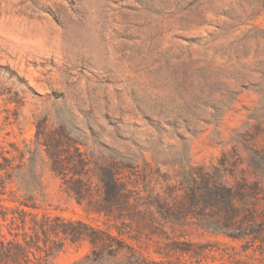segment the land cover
<instances>
[{
	"label": "rangeland",
	"instance_id": "rangeland-1",
	"mask_svg": "<svg viewBox=\"0 0 264 264\" xmlns=\"http://www.w3.org/2000/svg\"><path fill=\"white\" fill-rule=\"evenodd\" d=\"M59 126L93 159L130 160L125 179L144 162L161 173L209 164L245 133L261 146L264 0H0V162L11 174L0 190L117 235L36 145L38 127ZM134 234L99 260L87 240H66L47 264H264V247L211 229Z\"/></svg>",
	"mask_w": 264,
	"mask_h": 264
},
{
	"label": "trees",
	"instance_id": "trees-1",
	"mask_svg": "<svg viewBox=\"0 0 264 264\" xmlns=\"http://www.w3.org/2000/svg\"><path fill=\"white\" fill-rule=\"evenodd\" d=\"M35 138L36 145L44 147L51 170L66 178L67 193L85 211L117 221V235L82 220L52 216L32 196L19 199L11 196L12 191L4 194L0 190V264H47L48 257L66 240H87L96 257L93 260L102 259L106 249L116 257L124 243L121 235L130 231L134 237L150 239L206 228L245 245L264 247V139L259 146L256 132L234 139L243 148L234 145L209 164H188L161 173L144 162L132 171L133 179L122 174L130 160H123V166L117 168L115 156L112 165L93 159L80 150L78 144L83 142L72 138L63 126L53 131L38 127ZM37 146L35 151H26L29 159L37 155ZM26 152H20V169ZM1 157L0 171H5L0 186L4 187L11 174L6 170L9 160ZM37 186L41 191L39 179ZM23 188L31 192L30 186ZM112 241L118 247H112Z\"/></svg>",
	"mask_w": 264,
	"mask_h": 264
}]
</instances>
